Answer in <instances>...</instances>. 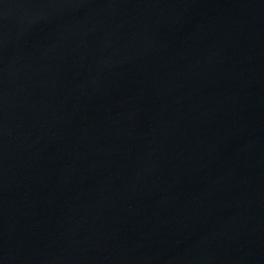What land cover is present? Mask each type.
<instances>
[{
	"label": "water",
	"instance_id": "95a60500",
	"mask_svg": "<svg viewBox=\"0 0 264 264\" xmlns=\"http://www.w3.org/2000/svg\"><path fill=\"white\" fill-rule=\"evenodd\" d=\"M0 264H264V0H0Z\"/></svg>",
	"mask_w": 264,
	"mask_h": 264
}]
</instances>
